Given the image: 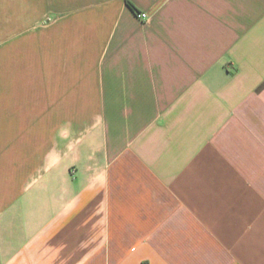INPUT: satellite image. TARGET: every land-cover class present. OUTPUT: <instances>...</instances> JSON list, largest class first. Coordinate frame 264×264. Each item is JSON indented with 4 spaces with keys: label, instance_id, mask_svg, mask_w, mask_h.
<instances>
[{
    "label": "crops",
    "instance_id": "obj_1",
    "mask_svg": "<svg viewBox=\"0 0 264 264\" xmlns=\"http://www.w3.org/2000/svg\"><path fill=\"white\" fill-rule=\"evenodd\" d=\"M0 264H264V0H0Z\"/></svg>",
    "mask_w": 264,
    "mask_h": 264
},
{
    "label": "built area",
    "instance_id": "obj_2",
    "mask_svg": "<svg viewBox=\"0 0 264 264\" xmlns=\"http://www.w3.org/2000/svg\"><path fill=\"white\" fill-rule=\"evenodd\" d=\"M138 18L142 21H145L148 19V16L145 13L138 14Z\"/></svg>",
    "mask_w": 264,
    "mask_h": 264
},
{
    "label": "trees",
    "instance_id": "obj_3",
    "mask_svg": "<svg viewBox=\"0 0 264 264\" xmlns=\"http://www.w3.org/2000/svg\"><path fill=\"white\" fill-rule=\"evenodd\" d=\"M131 6V5H130ZM132 7V6H131Z\"/></svg>",
    "mask_w": 264,
    "mask_h": 264
}]
</instances>
